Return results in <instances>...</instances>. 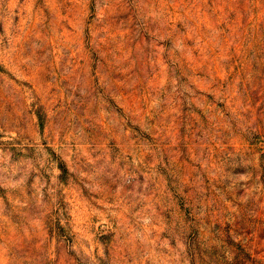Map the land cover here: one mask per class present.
<instances>
[{
    "label": "rangeland",
    "instance_id": "obj_1",
    "mask_svg": "<svg viewBox=\"0 0 264 264\" xmlns=\"http://www.w3.org/2000/svg\"><path fill=\"white\" fill-rule=\"evenodd\" d=\"M0 264H264V0H0Z\"/></svg>",
    "mask_w": 264,
    "mask_h": 264
}]
</instances>
